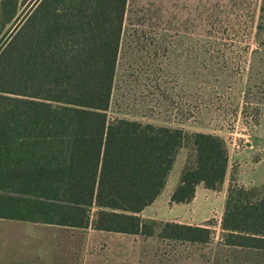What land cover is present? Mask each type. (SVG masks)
Returning a JSON list of instances; mask_svg holds the SVG:
<instances>
[{
	"label": "trees",
	"instance_id": "trees-1",
	"mask_svg": "<svg viewBox=\"0 0 264 264\" xmlns=\"http://www.w3.org/2000/svg\"><path fill=\"white\" fill-rule=\"evenodd\" d=\"M126 3L35 0L0 40V218L208 243L209 224L140 215L181 150L170 203L190 202L200 183L216 190L228 154L218 135L109 119ZM6 5L1 23L14 16ZM220 228L225 245L264 249V184L231 180Z\"/></svg>",
	"mask_w": 264,
	"mask_h": 264
},
{
	"label": "rangeland",
	"instance_id": "rangeland-1",
	"mask_svg": "<svg viewBox=\"0 0 264 264\" xmlns=\"http://www.w3.org/2000/svg\"><path fill=\"white\" fill-rule=\"evenodd\" d=\"M34 2L7 0L5 13L14 16L1 23L0 0V40L13 32ZM260 4L261 0H127L124 12L108 117L211 133L225 141L226 186L221 184L192 206L172 210L170 203L159 201L153 207L155 214H174L176 220L210 215L199 225L209 224L212 240L197 244L157 234L18 221L20 226L0 224V234L19 237L9 247L0 242V252L16 253L13 258L0 254V264H264V249L225 245L220 228L231 180L245 187L264 184ZM186 154L183 149L176 157L170 181Z\"/></svg>",
	"mask_w": 264,
	"mask_h": 264
},
{
	"label": "crops",
	"instance_id": "crops-1",
	"mask_svg": "<svg viewBox=\"0 0 264 264\" xmlns=\"http://www.w3.org/2000/svg\"><path fill=\"white\" fill-rule=\"evenodd\" d=\"M178 156V155H177ZM176 160V159H175ZM185 162V161H184ZM175 163V162H174ZM174 166V164H173ZM172 166V168H173ZM183 166V162L181 163V166L178 168V171L176 172L175 176H173V178L170 181V175L172 174V169L169 172L165 185L161 191V193L156 197V199L148 206H146L141 212L140 215L142 217H147V218H153V219H162V220H167V221H178L181 223H185V224H191V225H199L201 224V220L205 221L209 218L210 215L207 216H203L201 217V219H189V220H176L175 215H165V214H155V211L153 210V207H158L157 204H159V201L161 202V204H163L164 202L170 203V195L173 191V189L176 187V185L178 184L179 181V176H180V172ZM227 172V171H226ZM226 174L223 180L222 185L226 186ZM212 192L211 190L207 189L204 187V185L202 183L198 184L195 188V194L193 199L188 202V203H170L173 207L172 210H177L180 209L181 206H183L184 204H187L188 206H192V204H196L198 201H202L204 199V197L209 196L210 193ZM162 201H161V200ZM19 220H11V219H3L0 218V224L4 225V226H20V222H18ZM19 237H16L14 234L10 233H4V234H0V242L3 243H7V246L9 247V245L11 243H13L14 241L18 240ZM2 258H13V255L16 254L14 253L13 250L8 251V252H0ZM7 255V256H6Z\"/></svg>",
	"mask_w": 264,
	"mask_h": 264
}]
</instances>
